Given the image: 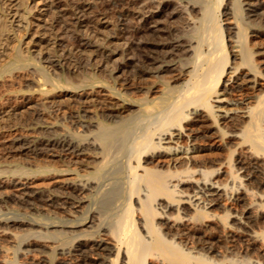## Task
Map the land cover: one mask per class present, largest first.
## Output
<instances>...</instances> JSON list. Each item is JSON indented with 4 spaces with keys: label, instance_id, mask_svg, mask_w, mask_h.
<instances>
[{
    "label": "bare ground",
    "instance_id": "obj_1",
    "mask_svg": "<svg viewBox=\"0 0 264 264\" xmlns=\"http://www.w3.org/2000/svg\"><path fill=\"white\" fill-rule=\"evenodd\" d=\"M76 1L78 0H65L63 5L66 7V10L64 13H61V20H58L59 17L54 18L52 11L57 9L62 2L51 1L48 3V7L50 8V10H48L49 15L47 14L48 18L42 19L35 16L36 19L31 21L28 19V15L33 12L36 7L33 0H0V123L3 125L1 121H3L6 116L18 119L21 116L23 117L24 114H28L26 111H29V114L32 115L30 111L33 112L35 109L34 107L40 103V98L36 97V99L32 101V99H29L28 97L26 98L25 96V98L23 97L24 100L20 99L19 101H16L12 99L13 101L11 102V97L13 96H10V94L12 91L10 88L8 89L7 86H12L14 84L19 85L22 81H24V84L27 83L26 85L31 84L36 86L38 91H62L64 97L66 96L63 99H59V96L58 99H51L52 103H61V100H64V103L65 101L67 103V100L77 102L78 108H80V113L74 115L70 114L68 111V114L65 117V119L70 122V124L68 122V125H74V130H76V132L78 128L83 127L84 129L88 126L85 124L88 123L87 120H81L80 118H82V116H87L85 112L90 113L92 112L91 110L101 116L105 121H108V123L113 121L115 123L118 122L114 130L102 133L101 136L97 134L100 142L104 144L101 150V155H99L100 160L93 163V165H90V163L94 162V157L88 161L85 159V156L87 155L86 149H89V146H85L84 143L92 145L93 147V145H97L99 140L96 141L95 137H90L87 141L84 140L82 142V140L79 141V139L69 137L63 133L64 128L60 124H57L54 115L52 117V112L50 117L42 110L38 112V108L37 110L35 109L38 116L40 114L41 118L39 127L46 129L48 132H53L50 135H45L46 131L44 130V136L38 138L33 136L34 134H30L28 130V133L18 132L16 136L9 140L2 139L3 141L0 143V147L6 149L8 155L24 150H27V153L28 150H33L35 151L34 154L36 153L37 155V152L43 153V150L44 152L52 150V154L49 153L50 156L61 158V156L56 153L58 151L54 149L60 146L59 148L63 151L62 155L64 156L66 154L84 156H75L76 158H74L73 161H71L72 159L69 160L71 163H79L78 167H90L92 169L88 176L85 179H82L81 182H78L79 180H77V182L69 181L61 185L62 189L59 191L60 195L58 196L60 199L57 198V194L55 193L50 192L43 196V194H39L37 191L33 192L34 194H37L34 196L47 201L50 206H56L61 203L64 205L65 203L68 207L73 209V212H79L83 206V202H86L88 205V209L81 212V214L84 215H81L80 217L77 216L78 218L75 216L76 219L73 218L74 220L67 218V221L59 223L58 220L39 221L40 218H36L35 220L39 222H35L40 224L43 229L47 231L46 233L49 234H46V236H48L44 237V239H42L43 237L41 238L40 235V238L42 239L41 242H39L40 246H43L44 248L47 247L49 250L51 248H55L60 249L61 251V248H63V246L67 243L64 245L62 244V247H60V239L71 237V241L69 240L70 238L68 239L72 242L70 245L71 249L68 250L70 254L68 253L67 256L69 257H62L60 260L55 258L58 261L56 262L54 260V262H56L54 264H88L89 258L92 260L90 264H146V256L153 253L151 255L153 257L155 253L153 251H159V256L162 254L164 259L167 261V263L166 261L165 263L162 261L164 264H185V262L192 261L194 259L197 260V264H208L209 259L207 260V257H200L201 253L199 256H193L194 254L189 255L187 254L188 251L185 252L181 247V245H186L189 238L192 240L194 237L199 240V235L197 234H199L201 229L197 226L199 222L196 220L198 219L197 215L194 217L195 213H204L206 217L204 215L202 216L205 217L206 220L217 219L218 216L220 217L219 219L228 221L229 223L227 225L229 226L227 227L232 228L231 232L233 231V234L237 228H240L241 224H249L255 218L254 211L252 209L253 206L251 207L254 201H251L250 198V200L245 199L241 196V194H239L234 197V200L237 202L243 201L241 204H243L244 209H242L241 213L233 212L228 207L225 208V211H223L224 213L222 212L221 215H216L215 213L209 211L213 207L215 209V207L220 204V198H222L221 196L224 197V194L227 193L225 191V183L223 184L213 180L214 176L223 171L219 170L218 166L216 169H213V167H211L212 169H208L209 167L205 169L207 165L203 162L204 160L202 162L198 161L194 159L190 153L217 146V141L219 139L221 140V138L227 136L234 138L237 137L238 139L236 142L234 141L232 150L234 151V146H240L241 149L244 147L243 154L245 155L242 156V160L241 158H236L235 163H238L239 165L234 167L231 166L230 158L228 162L230 163L231 169L229 167V170L225 171L232 176L234 180L237 179L238 184H241L243 179H252L256 177L255 175L263 174L264 163L263 161L261 163L260 157L257 154H259L260 151L264 153V140L259 139L261 130L264 128V92L246 97L244 102L248 98L254 97V104L247 105L242 110H235L233 107L231 108L233 110H231L224 105L231 103L236 104V100H238L228 101L224 94L230 92L231 90H238L239 92L243 89L255 86L258 84L257 79L260 77L258 75L259 69L264 70V58L262 59V62L260 64L257 63V65H252V60L250 59L253 54H260V50L252 49V46H250L252 39L254 37H259V29H253L252 32L249 33V31H245V26L237 25L236 23L232 24V27L228 25L229 22L231 23V19L237 20L235 12L238 10V5L242 8V10H244L243 13L245 20H252L250 17L257 14L256 8L258 7L259 0H239L237 7L233 8L235 10H232V8L228 6L229 4L225 6V0H185L186 4L189 3L190 11L191 9L193 10L194 5L197 6L198 17L196 19L195 26L193 25L190 30L184 32V34H187L185 37L175 36V38L166 41L165 43H159V39L163 38V35L155 32L156 30L149 28L147 23L144 21L141 23V31L132 27L131 35L136 39L139 37L140 42L130 46L133 50V54H135V57H133V60L130 62L131 69L128 76L129 78L124 83V90L123 87L121 88L120 86H117L113 79H110V74H108L107 71H85V62L88 60V56H90V54L92 55L90 51V54L87 53L88 55H86L87 58H83V56L81 57V55L78 54L80 56H76L74 59L72 58L73 60H71V49L65 46L67 49H65V51L60 49V52H64H61V55H58L57 59H52L53 56L50 59L49 56H51V54H48L49 56H45V61L47 60V64H49L47 67L46 65L44 66L39 64L36 57L32 56L33 52L30 54L29 51L23 50L24 48L22 49L18 40L16 44L13 45V42H11L12 45H10V40L13 39L10 38V34L13 30L16 31L17 28H23L25 31L27 30L29 39L33 40L32 38L34 34L39 31L41 26L40 21L42 20L43 22H48V19L57 21L56 24L61 30L66 28L61 24L63 20H69V22L67 21L68 24H74L77 21L78 14L85 15L88 13L86 11V4H77ZM83 1H88L90 8H96V11L99 12L100 15H103L104 17H107V15L108 17L111 16V19L113 18L114 26L118 25V23L123 21L124 17L126 18L127 16L136 22V20L140 19L142 13L147 9V5L145 7L146 9L144 8V11L141 6L137 5L139 0ZM152 4L153 3H151V5ZM136 5L140 7L139 10H136ZM221 6H223V9L220 10ZM244 23L246 24V21ZM231 28L234 29H232L229 33L228 31ZM169 32H167L168 35L171 34ZM225 32H227L226 37L224 36ZM37 41L40 46L39 50H41V47L44 46V42L50 41V38L47 37L43 41ZM72 41L77 47H82L81 50L83 51L87 50L86 47H88L90 43V40H84V42H81V39H73ZM248 41L249 44H246ZM227 42H229V44ZM58 43L62 46L64 44L61 41ZM229 47V51L231 52L230 54L240 57V63L236 66H231L230 69L232 68L234 71H232L231 75L226 77V79L222 80L226 66H230L228 64ZM259 49L264 51L263 47ZM177 51L184 52L186 57L185 62H182L184 66L182 65L183 67H179L180 70L175 69L174 71V69L171 68L174 65L171 66V64H165L164 66L159 67L154 66L156 65V62L165 61L168 56L175 54ZM76 54L77 53H75L74 56ZM93 56H104L107 58L108 54L101 50ZM94 64L95 62L93 65ZM52 65L58 67L67 65L68 68L72 70L79 69L81 73H79V77L77 79L76 77L74 78V76H70V74L67 75V73L56 76V73H54L55 69L53 67L54 72L52 73L48 69ZM93 67L95 68V66ZM153 68H157L156 70L158 72H165L169 70L174 72H171V74L167 76L168 82L165 81L162 85L159 84L161 85L160 87L156 86L158 84L154 85V83H147L144 85L141 80H145V75L151 74L153 72ZM156 70L155 72H157ZM155 76L160 77L162 75L155 74ZM161 78L163 79V77H160L159 79ZM167 78L165 79L167 80ZM147 82L149 81L147 80ZM137 92H141L142 95H137ZM33 95L37 96L38 93L37 95L35 93ZM5 96H8V98L3 99ZM111 98L114 99V101ZM240 102L242 101H238V103ZM43 103H45L44 100ZM46 103L48 104L47 100ZM70 107L73 108L72 105H70ZM62 111L63 110H61V113ZM64 111L67 112L66 109ZM81 111L85 114H81ZM206 111L211 114V117L215 118L219 125L230 126L233 130H230V132L225 135L230 128L226 130L224 127V130H222V127L218 126V128L214 129H216L215 131H220V133L217 134L216 132V135H212L214 131H211V125H207L208 123H206V119L209 118L206 117L209 114L208 112V114L205 115ZM202 112H204V114ZM33 114L35 115V113ZM58 115L60 114L57 113V116ZM38 116L37 118H39ZM60 116H63V113ZM88 117L92 118L91 115H88ZM37 118H35L36 122ZM62 118L61 120H63ZM11 124L9 123V126ZM2 125L0 126L2 127ZM104 126L108 127L111 125L104 124ZM4 128H6V126ZM14 129L16 128L14 127ZM88 129L90 130V128ZM89 130H87V132ZM235 130L238 132H235ZM37 131H35V133ZM41 131H38V133H42ZM84 133L85 132H83V134ZM83 134L78 135L81 137L84 136ZM201 137H203V141L204 137L209 138L210 142L203 144L201 140L202 144L196 145L195 143H199L197 140ZM232 153L233 152H231V154ZM4 154H6L5 151ZM21 154L23 153L21 152ZM46 154L48 153L46 152ZM165 154L169 155V159L167 161L162 159L159 160V158H162ZM31 155L33 154L31 153ZM66 157L67 156L63 158L66 160ZM55 160L56 159L53 161ZM65 163H67V161ZM149 163H153V167L148 166ZM195 163H199V168L192 166ZM69 167L72 169L73 165H70ZM163 167H165V169H163ZM76 168L77 166L75 169ZM169 168H172L173 170ZM245 168H248L249 172L243 174ZM45 170L49 171L52 170V168H47ZM238 171L240 173L243 171L242 175L238 173ZM51 174L53 175V171ZM225 175L227 176V174ZM21 178L28 177L23 175ZM260 178L262 179L263 176ZM7 181L10 182V179H7ZM16 183L25 185L27 184V181L25 182L18 178L15 185ZM239 185L237 187L236 183V193H240L244 187V184ZM85 194L87 197H85ZM227 196L228 194L225 195V197ZM257 197L259 199H263L264 195L259 194ZM257 206L262 205L259 204ZM171 209L175 214H173L175 218H173L172 213L169 212ZM90 210L95 211L94 213L96 214H88ZM189 210L190 213L188 212ZM17 217L15 218L14 216L11 217L8 215L0 217V221L7 224L10 222L18 223V221H26L25 219H22L21 216L19 218ZM43 218L47 217L45 216ZM32 219L34 220V218ZM94 220L96 221L94 222ZM28 221H31V219ZM226 221L225 223H227ZM87 223L94 224V228H92L93 230H85L87 226H85V228H77L78 226L86 225ZM222 223H224V221H222ZM92 224L87 225L91 228L93 226ZM42 227H40V229ZM205 228L202 227L204 231ZM103 229L106 231V235L105 232L100 233ZM35 235H37V233ZM17 237L18 236L15 232L7 230V228H0L1 239L3 238L16 242L15 240ZM250 238L252 237L250 236ZM197 242L199 243V241ZM61 243H64V240ZM6 248L1 249L3 256L4 253H8ZM205 248L207 250L212 249L208 244ZM208 252H210V250ZM61 253L66 254V252ZM155 254L157 255V253ZM4 257L0 258V262H2L1 264H3V262H9V259L6 261L7 256L6 259ZM46 258L47 257L43 260ZM30 259L31 261L33 260L32 258ZM46 260H48V258ZM192 262H190V264H192Z\"/></svg>",
    "mask_w": 264,
    "mask_h": 264
},
{
    "label": "rangeland",
    "instance_id": "obj_2",
    "mask_svg": "<svg viewBox=\"0 0 264 264\" xmlns=\"http://www.w3.org/2000/svg\"><path fill=\"white\" fill-rule=\"evenodd\" d=\"M51 1L62 2L61 5L57 9H54L52 11V13H53L52 15H54V18L59 17L58 20H61L60 19L61 13H64L66 10V7L63 5L65 0H33V2H35L36 7L34 8L35 10L34 11L32 10L33 12H31L28 15V19L31 21L35 20L36 19L35 16H38L39 18H42V19H47L48 15H49L48 10H50V8L48 7V3ZM125 1H128V0H125ZM258 2H259V4H258V7L256 8L257 14L250 17V18H252V20H249V21H247V19L245 20L244 13H243L244 10H242V8L239 7V5H238V10L235 12V15L237 16V20L230 18L231 23L230 22L228 23V25H230L231 27H232V24H234V23H236L237 25L245 26V31H249V33H251L253 29H259V33H258L259 37H254L252 39V42L250 43V46H252L251 47L252 49L260 50L259 51L260 54H257V55L253 54L252 57L250 58L252 60L251 61L252 65H254V64L257 65V63L260 64L262 62V59L264 58V51H262V49H259L261 47L264 48V0H259ZM76 3L77 4H86V6H87L86 11L88 12L85 15L78 14L77 21H76L77 23L75 22L74 24H71V23L68 24L69 20H67L68 22L63 20L61 24L64 25L66 28L61 30L60 28H58V26L56 24L57 21H55L53 19H50V20L48 19V22H46V21L43 22V20H42V21H40L41 26L39 28V31H38V33L34 34V36L32 38L33 40L29 39L27 30H26L27 31L26 32L25 29H23V28H21V29L17 28L16 31L13 30L10 34V38L11 39L13 38L12 39L13 41L10 40V45H12V44L14 45L19 41L18 43L21 44L20 46L22 47V49L24 48L23 50L29 51L30 54H31V52H33L32 56L36 57V60L39 61V64L44 65V66L46 65L47 67L49 66V64H47V60L45 61V56H47L48 54H51V56L48 55L50 57V59L52 58V56H53L52 59H54V58L57 59L58 55H61L60 54L61 52L63 53L65 51V49L69 48V49H71V52H72L71 60H73L74 57L80 56V55H81V57L83 56V58H87L86 55L90 54L89 53V51H90L92 53V55L90 54L91 57L88 56V60H86V62H85L86 63L85 71H90V72H93V71L97 72V70L98 71L103 70L104 72L107 71L108 74H110V79L111 80L113 79L114 83L117 86H120L121 88L123 87V90H124V86H125L124 83L129 78L128 76H129V72L131 69L130 62H131V60H133V57H135V54H133V50L131 49L130 46L132 44H135V43L138 44L140 42L139 37L136 39L131 35L132 27H135V28H137L138 31H141V29H140L141 23L144 21L147 23V26L149 28L154 29V30H156L155 32L163 35L162 36L163 38L158 37V38H161V39H159V43H161V42L165 43L166 41H169V40H172L173 38H175V36L176 37H178V36L185 37L187 34H184V32L190 30L193 27V25L195 26V22H196V19L198 17L197 6L194 5L193 10L191 9V11H190L189 3L186 4L185 0L184 1H182V0H139V2H138L139 4L137 3V5L141 6V8H143V11H144V8L146 7V5H147L146 8L148 9L147 10L145 8L146 10L143 12L144 14L142 13V16L140 18L141 20L138 19L139 21L136 20V22H135V20H132L130 17L128 18V16H127L126 18L124 17L123 21H120L121 24L118 23V25L114 26L113 18L111 19V16L108 17V15H107V17H104L103 15H100L99 12L96 11V8L95 9L93 7L90 8L88 1L78 0V1H76ZM143 3H144V5H143ZM151 3H153V4L151 5ZM225 3H226L225 6L227 4H229L228 6H230L232 8V10H235L233 8L237 7V4H239V0H225ZM156 5H158V6H156ZM139 6L136 7L137 8L136 10L140 9ZM221 9H223V6L220 7V10ZM245 21H246V24L244 23ZM49 24H51V25H49ZM53 26L56 28V31H55V28ZM52 27H53V29H52ZM78 27H79V30H78ZM232 29H234V28H231L229 31L228 30L227 31L230 33V31H232ZM167 32H169L171 34L168 35ZM179 32H181V33H179ZM12 34H13V36H12ZM224 34H225L224 36L226 37L227 32H225ZM47 37L50 38V41L44 42V46H42L41 50H39L40 46L38 45L37 40L43 41ZM94 38H95V40H94ZM73 39L74 40L81 39V42H84V40L85 41L90 40L88 47H86L87 50L83 51V50H81L82 47H77L74 44V42L72 41ZM28 40H29V42H28ZM14 41H15V43H14ZM26 41H27V43H26ZM60 41L64 43L63 46L58 43ZM11 42H13V43L11 44ZM227 43L229 44V42H227ZM246 44H249V41L246 42ZM65 46L67 48H65ZM60 49H62L64 51L60 52ZM111 49H112V51H111ZM91 50H94V51H91ZM101 50L105 51L108 54L107 58H105L104 56H102V57L101 56H99V57L93 56V55H95V53H98ZM229 50H230V47H229L228 51ZM73 52H74V54L75 53H77V54L74 56ZM177 52H178V54H177ZM177 52L173 55L171 54L172 56L171 55L168 56L166 58V60L163 62H161V61L156 62L155 63L156 65H154V66L159 67V66H164L165 64H171V66L174 65L173 67H171L174 69V71H175V69L180 70V68L184 66L183 63L185 62L186 57H185L184 52H182V51H177ZM179 52H182V53H179ZM230 53L231 52L229 51L228 52V58H229L228 64L230 66H228V65L226 66V69H225L223 76H222V80L226 79V77L231 75V72L234 71L232 68L230 69L231 66H236V65H238V63H240V61H239L240 57H237L236 55H233ZM78 54H80V55H78ZM183 56H184V58H183ZM232 56H234V57H232ZM103 57H104V59H103ZM106 59H108V60H106ZM104 60H105V62H104ZM91 62H93V63L95 62V64L93 65V63H91ZM63 66H65V65H62L61 67L52 65L48 69L52 73V72H54L53 71V68H54L55 69L54 73H56V76L67 73V75L70 74V76H72V77L74 76V78L76 77V79L79 77V73H81L79 69L78 70L73 69L74 70V73H73V70L68 68L67 65L65 67H63ZM93 66H95V68ZM69 69H70V71H69ZM156 69L157 68L152 69V71L154 73L152 72L151 74L145 75L146 82L144 79L141 80L144 85H146L147 83H149V84L154 83V85L158 84L156 86L160 87L165 81L168 82L167 76H169V74H171V72H174L172 70L165 71V72H158ZM155 70L157 72H155ZM57 71H58V74H57ZM155 74L162 75L160 77H163V79L162 78L159 79L160 77L159 76L156 77ZM258 75L260 77L257 79L258 84H256L255 86L243 89L239 92H238V90H231L230 92H227L226 94H224L227 97L228 101H231V100L235 101L236 99H238V100H236L237 101L236 104H234V103L224 104L225 107H228V109H231L233 107V109L235 108V110H242L247 105H253L254 99H255L254 97L248 98L247 100H245V102H244V99H246V97H248V96L255 95L256 93L264 92V70L259 69ZM165 78H167V80ZM147 80L149 82H147ZM22 82L19 83V85L14 84L12 86H7L8 89L10 88V90L12 91V93L10 94V96H13V97H11V102L13 100H16V101H19L20 99L24 100L25 97L32 99V101L34 99H36V97L40 98L39 99L40 103L38 105H36L34 108L36 110L38 108V110H37L38 112L40 110H42L45 114H48L50 117H51V115H52V117L54 115L57 124H60L61 126H63V128H64L63 133H65L69 137H74L76 139H79V141L82 140V142L84 140L87 141L88 139H90V137H95L96 141H98L99 136H101L102 133H106V132H109L110 130L111 131L114 130L116 125L118 124V122L115 123L114 121L108 123V121H105L101 116H99L97 113H95V112H93V110H91L92 112H90V113L85 112L87 114V116H85V117L82 116V118L79 117L81 120L84 119V120H87V122H88V123H85L86 125H88L86 128H84L85 131H84L83 127H81L78 129L76 128L77 129V132H76V130H74V125H68L69 121L67 119H65V117L68 114V111L70 114H74V115H77L80 113V108H78L77 102H75V101L71 102V100L70 101L67 100V103H66V101L64 103V100H61V103H57L58 104L57 105L55 102L52 103L51 99H54V98L58 99V96H59V99L65 98L66 96L64 97V94L62 91H57L58 94L56 91H50V92L38 91L36 86L31 85V84H30L31 86L29 84L26 85L27 84L26 82H25L26 84H24V81H22ZM159 84H161V85H159ZM16 86H17V89H16ZM142 91H143V89H142ZM36 92L38 93L39 97H38ZM141 92H139V93L137 92L136 94L142 95ZM34 93L37 96L33 95ZM5 98H8V96H5L3 99H5ZM43 100L45 101V103H43ZM46 100H47L48 104L46 103ZM112 100L114 101V99H112ZM2 101H4V100H2ZM238 101H242V102L238 103ZM44 104H46V105H44ZM51 104H52V106H51ZM70 105H72L73 108L70 107ZM68 106H69V108H68ZM64 108L67 110V112L64 111L65 110ZM35 109L33 112L30 111V113H32V115L29 114V111H26V112H28V114L26 113L27 115L24 114L23 117L21 116L18 119H14V118H10V117L6 116L5 119L3 121H1L3 123V125L0 123V125H2V127L0 126V130L2 129L0 131V137H1L0 143L4 139L9 140V139L13 138L14 136H16L18 134V132L28 133V130H29L30 134H32V135L34 134L33 136H36L38 138L44 136L43 135V134H45V133H43L44 130L46 131L45 135H50L51 133H53V132H48L46 129L39 127L40 126L39 124L41 122V118H40V114L38 116V113L35 111ZM233 109H231V110H233ZM61 110H63L62 111L63 116H60V115H62ZM263 110H264V106H263ZM51 112H52V114H51ZM207 112L208 111H206L205 115H207L209 113V112L208 113ZM33 113H35V115ZM57 113H59L60 115L57 116ZM85 113L84 112L82 113V111H81V114H85ZM202 113L204 114V112H202ZM88 115H91L92 118L88 117ZM37 116L39 118H37ZM24 117H25V119H24ZM62 117H64V118H62ZM206 117L210 118V120H209V118H207L209 121L206 119V123H208L207 125H211V131H214L212 135H216V132H217V134L220 133V131H218V130L215 131L216 129H214V128H218V126H221L222 130H224V127L226 128V130H228L230 128L227 132L225 130V132H226L225 135H227L230 132V130H233L230 126L219 125L218 122H216L215 118L211 117L210 113ZM22 118H23V120H22ZM35 118H37V122H36ZM58 118H59V120H61V118L63 120L59 121ZM212 118H213V121H212ZM12 120H13V122H12ZM18 120H19V122H18ZM65 121H66V123H65ZM11 122H12V124H11ZM20 122L21 123L23 122V123L21 124ZM94 122L97 123L98 125L95 124ZM4 123H6V124H4ZM9 123L11 124L10 126H9ZM90 123H93V124H90ZM69 124H70V122H69ZM104 124L105 125H111V126L107 127V126H104ZM94 125L96 126L97 129L95 128ZM100 125H102V126H100ZM5 126H6V128H4ZM263 126H264V121H263ZM14 127L16 129H14ZM10 128H12V129H10ZM36 128L38 129V131H41L43 129L41 131L42 133H40V132L38 133ZM88 128H90V130ZM86 129L89 131L87 132ZM34 130L37 132L35 133ZM67 131H68V133H67ZM78 131H79V133H78ZM236 131L237 130H235V132ZM83 132H85V133L83 134ZM78 134L79 135L83 134L84 136L80 137ZM237 139H238L237 137L234 138V137L227 136V137L221 138V140L219 139L217 141V146H213V147L201 150V151H194L193 153H190V155L192 154L194 159L201 161V162L204 160L203 162H205V165H207V167L205 169H207L208 167H209L208 169H212L211 167H213V169H216V167L218 166L219 170L223 171V172L219 173L218 175L214 176L213 180H216L219 183H223V184L225 183V191L227 192V193L226 192L225 193L228 194V196L225 197L226 194H224V197L221 196L222 198H220L221 199L220 204L218 206H216L215 209L213 207L209 211H211L212 213H215L216 215H221L222 212L225 211V208L228 207L233 212H240L241 213L242 209H244L243 204H241V203H243V201L237 202L234 200V197L239 195V194H241V196H243V198H245V199L250 198L251 201H254L253 204L251 205V207L253 206L252 209L254 211L255 218L249 224H245V223L241 224L240 228H237V230H235V232H237V233L234 232L233 234H232L233 231L231 232L232 228L227 227V226H229V225H227L229 223L228 221H226L224 219H219L220 217H218V216H217V219L215 218L213 220H206L205 219L206 216L204 215V213L203 214H200L201 212L195 213L194 217L197 215L198 219H196V218L195 219L200 223V224L198 223L197 226H199V229H201L199 234H197V235H199V240H198V238H194V237L192 238V240H191V238H189L186 245H184V246L181 245V247L185 252L188 251L187 254H189V255L194 254L193 256H196V255L199 256V254L201 253L200 257H205V258L207 257V260L209 259L208 264H264V204H262V203H264V200H263L264 198L259 199L257 197V195H259V194L264 195V171H263V174L255 175L257 178L254 177L255 179L252 178L253 180L251 178L250 179H243L242 180L243 183L242 182H241V184L239 183L240 185L244 184V187L242 186L243 188H242L241 192L240 193L235 192V188L237 189V187L239 185L238 181H237V179L234 180L233 177L230 176L225 170H227V171L229 170L230 163H231L232 167L238 166L239 164L235 163L236 158H241V160H242V158H243L242 156L245 155V154H243L244 147H243V149H241L240 146L239 147L234 146V151L232 150L233 145H234V141L236 142ZM259 139L264 140V128L261 130V135H260ZM201 140H202L203 144L210 142L209 138L204 137V141H203V137H201L199 140H197V142H199V143H195V144L196 145L202 144ZM228 142H229V144H228ZM84 144H85V146H89V149H86L87 155L88 154L89 155L88 156L86 155L85 159H86V161H88L92 157H94V162L90 163V165H93V163L100 160L99 155H101V150L103 148L104 143L100 142V140H99V142H97V145L98 144L99 145L97 146L95 144V145H93V147H92V145H89V144L87 145V143H84ZM228 145L231 147H229ZM59 147L54 148L56 151H58V152H56V151L55 152L57 154H59L61 156V158L67 156L66 160L64 158L61 159V158H56L55 156H50L49 153L52 154V150L51 151L45 150L48 154H46V152H44V150H43V153L37 152L38 156L36 155V153L34 154L35 151H33V150H31L32 152L30 150H28V153H27V150L21 151L25 155L21 154V152H16V153H12V154L8 155V153L6 152V149L0 147L1 148L0 153L3 154V156H2V154H0V156H1L0 157V170H1V172H0V217H4V216L9 215L11 217L14 216L15 218L18 216L17 218H19L21 216L22 219L26 220L23 222L18 221V223L17 222H14V223L10 222L8 224L4 223V222L2 223V221H0V228L1 229L7 228V230H11V231L15 232L18 236L15 240L16 242H12L10 240L0 238V256H2L0 258H3L5 256L4 258L6 259V256H7L6 261H8V259H9V262H7V263L5 262L6 264H8V263L13 264L14 260H15L14 264H35V263L36 264H54L58 260L62 259V257L63 258L69 257L67 255L69 253L68 250L71 249V247H70V245L72 244V242H70L71 237L60 239V247H62V244L64 245L65 243H67L64 245L65 248H64V246H63V248H61V251H60V249L51 248L50 249L51 252H50L49 248H47V247L44 248L43 246H40L39 242H41V240L44 239V237H47L49 234L46 233L47 231L45 229H43V227L40 224L35 222V221H37L35 219L36 218L41 219V218L46 216L47 218H43L41 220L39 219V221L58 220L59 223H61L62 221H67L68 219L74 220V219L78 218L77 216L80 217L81 215L82 216L84 215V214H81V212H83V210H85V209H88L87 203L86 202L82 203L84 207L82 206V208L80 209L79 212L78 211L73 212L72 211L73 209L71 207H68V205L65 203H64L65 206L62 203L58 204L56 206H50L47 201L39 199L36 196H34L37 194H34L33 192L37 191V193L43 194V196H45L46 193L47 194L50 192L55 193V194H57V198L60 199V197H58V196L60 195L59 191L62 189L61 185L65 184V182H69V181L70 182H74V181L77 182V180H79L78 182H81L82 179H85L88 176L89 172L92 169L90 167L89 168L88 167H85V168L84 167L83 168L78 167L79 163H74L77 166V168L75 169L76 166L73 164V162L71 163L69 160L72 159L71 161H73L74 158H76V157H84V156H82V155L76 156L75 154L74 155L73 154H68V155L66 154L64 156V155H62L63 151H61ZM94 147H95V149H94ZM236 147H237V149H236ZM241 147H242V145H241ZM4 151L6 154H4ZM30 152L33 155H31ZM97 152H98V154H97ZM231 152H233V153L231 154ZM95 154H96V156H95ZM201 154H204V155H201ZM239 154H241V155H239ZM257 155L260 157L261 163H262V161L264 163V153L260 151L259 154H257ZM32 156H33V158H32ZM68 156H69V158H68ZM198 156H200V157H198ZM35 157H36V159H35ZM67 158H68V160H67ZM165 158H166V160H165ZM230 158H231V161L229 163L228 161ZM54 159H56V160L53 161ZM161 159L164 161H167L169 159V155L165 154L162 156V158H159V160H161ZM44 161H45V163H44ZM66 161H67V163H65ZM35 163H36V166H35ZM219 163H220V165H219ZM152 164L153 163H149L148 166L153 167ZM198 164L199 163H197V164L195 163L192 166L199 168ZM70 165L71 166L73 165L72 169H71V167H69ZM47 168H52V170H49V171L45 170ZM53 168H54V170H53ZM82 169H83V171H82ZM163 169H165V167H163ZM169 169L173 170L172 168H169ZM230 169H231V167H230ZM52 171H53V175L51 174ZM242 172L240 173L238 171V173H240L241 175H242ZM248 172H249V169L245 168L243 174L248 173ZM14 173H16V174H14ZM225 174H227V176ZM4 175H5V177H4ZM23 175L28 177V178H21V176H23ZM35 175H36V177H35ZM79 175H80V177H79ZM224 175H225V179H224ZM262 176H263V178L261 179L260 177H262ZM18 178L25 181V182L27 181V184L22 185V184L16 183V185H15V182ZM7 179L8 180L10 179V182L7 181ZM260 180H261V182H260ZM227 181L230 183H228ZM28 182H29V185H28ZM236 183H237V187H236ZM26 185H28V186H26ZM231 186H232V188H231ZM40 191L43 193H41ZM26 192H28V193H26ZM231 195H233V196H231ZM246 195H247V197H246ZM85 197H87L86 194H85ZM252 198H255V199H252ZM256 199H257V201H256ZM258 199L260 200V202ZM69 200H72V199H69ZM256 202H257V204H256ZM258 202L262 206H257V205H259ZM66 205H67V207H66ZM69 209H71V210H69ZM172 209L169 210V212H171L173 215L174 212ZM1 210H2V212H1ZM94 212L95 211L90 210V212L88 214H90V213L96 214ZM188 212L190 213V210ZM175 213H176V211H175ZM174 215H173V218H175ZM202 215H204L205 217H203ZM56 216L59 218H57ZM75 216H76V218H75ZM32 218H34V220ZM173 218H172V220H173ZM27 219L28 220L31 219V221H28ZM39 221H37V222H39ZM95 221L96 220H94V222ZM222 221H224V223H222ZM225 221L227 223H225ZM230 223H231V221H230ZM3 224H5V225H3ZM87 224L89 225L92 223H87ZM87 224L82 225V226H78L77 228L80 229L81 227L85 228V226H87L88 229L85 228V230H89V229L93 230L92 228H94V224H92L93 226L91 228ZM40 227H42V228L40 229ZM202 227L203 228L206 227L205 231H204V229H202ZM33 230H34L35 234L37 233V235H35L33 233ZM35 230H36V232H35ZM27 232H28V235H27ZM102 232H105V235H106V231H104V229H103V231L102 230L100 231V233H102ZM46 234H48V235L46 236ZM40 235H41V238L43 237L42 239L40 238ZM42 235H44V236H42ZM232 235H233V237H232ZM24 236H26V237H24ZM37 236L39 239L37 238ZM250 236L252 238H250ZM27 239H29V240H27ZM63 240H64V243H61ZM200 240H201V242H200ZM26 241H28V242H26ZM197 241H199V243ZM69 242H70V244H69ZM209 242H211L212 245ZM207 244L210 245L213 250L212 249L207 250L205 248V246ZM66 246H67V248H66ZM68 246H69V248H68ZM201 246H202V248H201ZM5 248L8 251V253L7 254L4 253V256H3L2 255L3 252L1 253V249H5ZM209 250H210V252H208ZM71 251H73V250H71ZM47 252H50V253H47ZM61 252H66V254L61 253ZM153 252L157 253L158 256L155 253H154L153 257L151 256L153 253L148 254L146 256V264H161L162 261L165 263L166 259H164L162 254H161V256H159V251H153ZM202 253H204L205 256ZM58 256H59V258H58ZM10 257H11V260H10ZM45 257H47L48 260H46L47 258L45 260H43ZM30 258H32L33 260L31 261ZM55 258H57L58 260H56ZM210 258H211V260H210ZM49 259H50V261H49ZM54 260L56 262H54ZM192 261L185 262V264H190V262H192V264H197L196 259H194ZM91 262H92V260L89 258L88 264H90ZM1 263L2 262H0V264ZM5 263L3 262V264H5ZM164 263H162V264H164ZM166 263H167V261H166Z\"/></svg>",
    "mask_w": 264,
    "mask_h": 264
}]
</instances>
